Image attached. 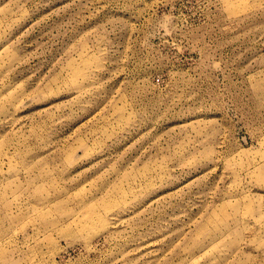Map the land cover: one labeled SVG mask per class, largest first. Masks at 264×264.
Here are the masks:
<instances>
[{
	"label": "rangeland",
	"instance_id": "374dc122",
	"mask_svg": "<svg viewBox=\"0 0 264 264\" xmlns=\"http://www.w3.org/2000/svg\"><path fill=\"white\" fill-rule=\"evenodd\" d=\"M0 264H264V0H0Z\"/></svg>",
	"mask_w": 264,
	"mask_h": 264
}]
</instances>
